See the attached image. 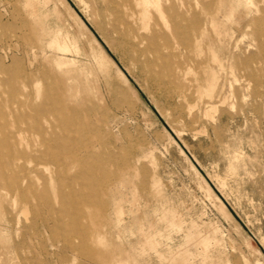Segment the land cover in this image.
Segmentation results:
<instances>
[{
    "label": "rangeland",
    "instance_id": "obj_1",
    "mask_svg": "<svg viewBox=\"0 0 264 264\" xmlns=\"http://www.w3.org/2000/svg\"><path fill=\"white\" fill-rule=\"evenodd\" d=\"M172 1L176 56L112 32L153 2L0 0V264H264V0Z\"/></svg>",
    "mask_w": 264,
    "mask_h": 264
},
{
    "label": "bare ground",
    "instance_id": "obj_2",
    "mask_svg": "<svg viewBox=\"0 0 264 264\" xmlns=\"http://www.w3.org/2000/svg\"><path fill=\"white\" fill-rule=\"evenodd\" d=\"M145 1L146 2H153L155 4V10L154 11H150V10L144 9L141 12L134 13L136 15H134V14L126 15V14H124V16H126V17L120 16V17H118L116 19H113L111 21L112 32H114L115 34L119 35V37H120L119 38V42L121 44L128 42L130 44V49L131 50H135L136 49L135 46H138L143 53L144 52H148V51L158 52L159 45H158L157 41H158L159 38L165 39L166 41L168 40L169 42H170V40H172L173 43H174V45L172 46L173 56H176L177 53L180 51L179 42H180L182 34L186 30L190 29L191 27H196V25L198 24V19L197 18L192 19L191 21H189V23L187 25L184 26L181 23V20H185L186 21V19L184 17L185 15L183 13H180L176 9V4H175L174 1L167 0L164 4L161 3V2H158V0H145ZM148 5L150 6V4H148ZM138 8H140V7H138ZM154 15H157V16L161 17L162 20H163V24L161 26H159V28H156V29H154V28L153 29H149L148 26H145L143 31L147 32V33L143 32V34H139L138 31L135 28L136 25H138V23L147 24L148 20L151 19ZM213 24L214 23H212V26H213ZM132 40H135L137 42V44L136 43H132L131 44ZM181 45H182V47L185 48L184 44H181ZM140 46H143V50L141 49ZM170 48H171V46H170ZM175 51H177V52L175 53ZM211 84H212V82H211ZM212 87L214 88V86H212ZM51 92H52V90H51ZM46 98H48V96H46ZM26 106L29 107L32 111H34L36 113V116L40 117V116H42V115H44L46 113L60 114V115H62V117H60V119L59 118L57 119L58 123L60 125H68L70 123V121H68L66 116H64L65 111L67 109H64L62 107L61 103L58 102L55 99H51V98L49 99L48 98L45 101L40 102V103H35L34 101H29L28 103H26ZM69 110L71 111L72 109L69 108ZM48 127L52 128V125L50 124ZM4 138L5 139L3 141V144L8 148L9 151H11V153H13L12 143L10 141V136H5ZM57 139H60V137H57ZM46 150H49L48 146H46ZM46 150L43 152L44 155L48 154L46 152ZM35 152L37 153L38 151L36 150ZM17 153L19 155L18 159H22L23 157L26 156V153L24 151H22V150H18ZM74 160L77 161L78 159L74 158ZM231 170H232V168H231ZM234 172H235V170L232 173H234ZM81 174H82L84 180H86V181H91L92 180V178H90V177H92V174H88V173H84V174L81 173ZM80 179H82V178H80ZM8 181H9V177L6 175V173L3 170L0 169V184L7 183ZM63 200H64V203L68 201L65 198H63ZM67 203H69V201ZM80 203L82 204V202H80ZM76 205L78 206V204H76ZM75 207L76 206H74V208ZM79 217L80 216H78L77 218H79ZM80 223H82V222H80ZM77 225H78V230H80L82 232L83 229H84L83 226L78 224V223H77ZM83 240H85V237L82 238V241ZM79 246H81V247H76V248L84 256H87L91 260H94L95 255H94L93 252H87V250H86L87 246H86V242L85 241H83Z\"/></svg>",
    "mask_w": 264,
    "mask_h": 264
}]
</instances>
